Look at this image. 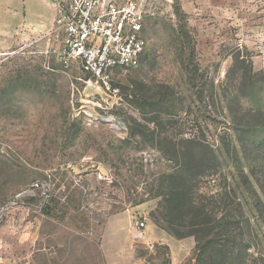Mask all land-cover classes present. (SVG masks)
<instances>
[{
  "label": "rangeland",
  "instance_id": "374dc122",
  "mask_svg": "<svg viewBox=\"0 0 264 264\" xmlns=\"http://www.w3.org/2000/svg\"><path fill=\"white\" fill-rule=\"evenodd\" d=\"M144 35L141 65L107 85L57 44L0 55V264H198L194 237L168 231L172 194L221 218L236 185L239 264H264V206L241 171L264 178V0H160ZM193 139L219 156L207 176Z\"/></svg>",
  "mask_w": 264,
  "mask_h": 264
},
{
  "label": "built area",
  "instance_id": "2783aa9c",
  "mask_svg": "<svg viewBox=\"0 0 264 264\" xmlns=\"http://www.w3.org/2000/svg\"><path fill=\"white\" fill-rule=\"evenodd\" d=\"M51 1L56 18L46 37L60 47L65 65L79 63L84 72L104 85L115 70L141 65L147 48L146 20L157 13L160 0ZM145 225L143 220L134 223L136 239L142 238Z\"/></svg>",
  "mask_w": 264,
  "mask_h": 264
},
{
  "label": "trees",
  "instance_id": "16d2710c",
  "mask_svg": "<svg viewBox=\"0 0 264 264\" xmlns=\"http://www.w3.org/2000/svg\"><path fill=\"white\" fill-rule=\"evenodd\" d=\"M237 142L231 139L229 147L232 146L235 150H238L239 147L245 148L243 141H240L239 145ZM190 144L194 146L191 156V172L196 177L207 176L212 163L219 164V156L197 139L190 140ZM262 146L260 143L258 147L261 149ZM241 171L244 184L252 191L258 202L264 206V178L257 176L253 171L250 173ZM239 189L238 185L229 186L228 190L223 193L219 202L221 208L224 207L221 218H218L219 215L214 210L210 211L208 207L197 201L198 198H190L183 191L172 194L178 204L175 206L170 204V207L173 208L169 216L165 217L168 231L177 239L194 237L196 243L194 258L198 264L240 263V253L244 249L242 248L244 244L242 237L246 236L242 231L244 228L242 229L241 221L246 220L245 226L249 231L251 225L250 220L246 217V210L242 199H240ZM172 201L168 202L173 204ZM186 205L188 209L193 208L196 211L188 221L186 215L182 213V209ZM252 235L249 233L250 237Z\"/></svg>",
  "mask_w": 264,
  "mask_h": 264
},
{
  "label": "crops",
  "instance_id": "0c3cea01",
  "mask_svg": "<svg viewBox=\"0 0 264 264\" xmlns=\"http://www.w3.org/2000/svg\"><path fill=\"white\" fill-rule=\"evenodd\" d=\"M55 18L56 6L51 0H0V55L22 45L44 50L55 46L46 37ZM192 244L195 247L194 241Z\"/></svg>",
  "mask_w": 264,
  "mask_h": 264
}]
</instances>
